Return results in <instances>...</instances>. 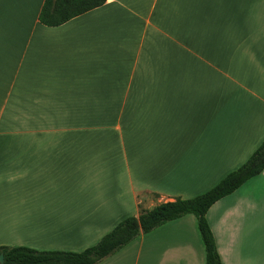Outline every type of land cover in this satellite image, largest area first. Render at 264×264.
I'll use <instances>...</instances> for the list:
<instances>
[{
	"label": "crops",
	"instance_id": "1",
	"mask_svg": "<svg viewBox=\"0 0 264 264\" xmlns=\"http://www.w3.org/2000/svg\"><path fill=\"white\" fill-rule=\"evenodd\" d=\"M42 3L0 0V247L86 248L264 140V0H106L57 26ZM206 219L221 264H264V169ZM147 263L205 264L193 214L96 264Z\"/></svg>",
	"mask_w": 264,
	"mask_h": 264
},
{
	"label": "trees",
	"instance_id": "2",
	"mask_svg": "<svg viewBox=\"0 0 264 264\" xmlns=\"http://www.w3.org/2000/svg\"><path fill=\"white\" fill-rule=\"evenodd\" d=\"M106 0H43L38 20L46 26H57L72 17L102 5ZM264 169V140L248 159L227 173L207 191L189 198L176 197L142 210L137 216L120 220L93 245L81 251L38 250L27 246H1L2 264H96L122 248L140 233H147L167 221L191 213L204 245L205 264H221L215 240L206 219L209 207L232 193L249 178ZM1 264V263H0Z\"/></svg>",
	"mask_w": 264,
	"mask_h": 264
},
{
	"label": "rangeland",
	"instance_id": "3",
	"mask_svg": "<svg viewBox=\"0 0 264 264\" xmlns=\"http://www.w3.org/2000/svg\"><path fill=\"white\" fill-rule=\"evenodd\" d=\"M262 141H263V140H262ZM262 141H261V142H262ZM261 142H260V143H261ZM254 149H255V148H254ZM250 155H251V154H250ZM248 157H249V156H248ZM248 157L244 160V162L248 159ZM244 162H242L240 165H242ZM240 165H239V166H240ZM239 166H238V167H239ZM120 181H121V184L123 183L124 186L127 187V180L122 179V180H120ZM219 181H220V180H219ZM219 181H218V182H219ZM218 182H216V183H218ZM216 183H215V184H216ZM113 184H114V181L110 179V187H111ZM215 184H214V185H215ZM214 185H213V186H214ZM142 210H144V209L141 208V209H140V212H141ZM134 213H135V212H134ZM134 213H133V212H127V214H126L125 217L130 216V215H135ZM125 217H124V218H125ZM122 219H123V218H122ZM116 224H117V223H116ZM116 224H115V225H116ZM115 225H114V226H115ZM114 226H112V228H113ZM112 228H110V229H112ZM110 229H109V230H110ZM109 230H108V231H109ZM108 231H107V232H108ZM103 235H104V234H103ZM100 238H101V237H100ZM100 238H98V240H99ZM98 240H96V241H94V242H91V243H89V244H85V245H86V247L91 246V245L95 244ZM27 246H28V245H27ZM29 247H32V248H35V249H38V250H61V249L63 250V249H67L66 247H71V248L74 247V244H68V243H53V244L40 243V244H32V243H30V244H29ZM38 247H44V248H38ZM46 247H57V248H56V249H49V248H46ZM84 248H85V247H84ZM84 248H83V249H84ZM83 249H81V250H83ZM81 250H72V251H81ZM147 264H148V263H147Z\"/></svg>",
	"mask_w": 264,
	"mask_h": 264
},
{
	"label": "water",
	"instance_id": "4",
	"mask_svg": "<svg viewBox=\"0 0 264 264\" xmlns=\"http://www.w3.org/2000/svg\"><path fill=\"white\" fill-rule=\"evenodd\" d=\"M0 263L2 264L3 263V253L0 252Z\"/></svg>",
	"mask_w": 264,
	"mask_h": 264
}]
</instances>
